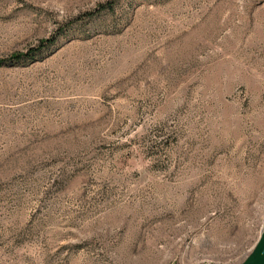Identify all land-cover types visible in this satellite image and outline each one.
Masks as SVG:
<instances>
[{
  "label": "rangeland",
  "instance_id": "rangeland-1",
  "mask_svg": "<svg viewBox=\"0 0 264 264\" xmlns=\"http://www.w3.org/2000/svg\"><path fill=\"white\" fill-rule=\"evenodd\" d=\"M30 51L0 62V264L248 257L264 0H0V61Z\"/></svg>",
  "mask_w": 264,
  "mask_h": 264
},
{
  "label": "water",
  "instance_id": "water-1",
  "mask_svg": "<svg viewBox=\"0 0 264 264\" xmlns=\"http://www.w3.org/2000/svg\"><path fill=\"white\" fill-rule=\"evenodd\" d=\"M241 264H264V223L259 240Z\"/></svg>",
  "mask_w": 264,
  "mask_h": 264
},
{
  "label": "trees",
  "instance_id": "trees-1",
  "mask_svg": "<svg viewBox=\"0 0 264 264\" xmlns=\"http://www.w3.org/2000/svg\"><path fill=\"white\" fill-rule=\"evenodd\" d=\"M111 8H112V1L99 4L98 9L96 11H101L103 9L105 10V9H111ZM89 14L91 15L92 12H90ZM54 38L55 37H51L49 39L41 40L39 46L44 45V43L53 41ZM29 58L30 59L33 58V52L32 51H30V52H15V53L11 54L10 56H8L7 58L1 60L0 62L6 61V60L11 61V60H22V59H29Z\"/></svg>",
  "mask_w": 264,
  "mask_h": 264
}]
</instances>
